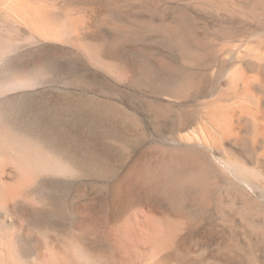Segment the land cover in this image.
<instances>
[{
	"label": "rangeland",
	"instance_id": "374dc122",
	"mask_svg": "<svg viewBox=\"0 0 264 264\" xmlns=\"http://www.w3.org/2000/svg\"><path fill=\"white\" fill-rule=\"evenodd\" d=\"M57 8L94 49L24 42L0 66L1 75L37 79L10 93L18 121L83 172L47 180L64 212L41 221L66 226V203L103 222L108 184L120 176L133 191L112 205V222L139 206L182 224L157 264H264V0H57ZM186 161L207 167L205 176H186Z\"/></svg>",
	"mask_w": 264,
	"mask_h": 264
},
{
	"label": "bare ground",
	"instance_id": "6f19581e",
	"mask_svg": "<svg viewBox=\"0 0 264 264\" xmlns=\"http://www.w3.org/2000/svg\"><path fill=\"white\" fill-rule=\"evenodd\" d=\"M76 25L72 15L63 20L57 0H0V66L24 42L69 43L82 51L85 42L84 45L81 39L73 37ZM87 56L95 58L93 51ZM101 64L110 68L107 61ZM260 67L263 70L264 64L260 63ZM18 75L21 73L13 76L0 73V264H157L160 252L171 245L182 224L153 207L139 206L123 216L117 215L112 222V205L122 202L133 191L120 176L108 184L111 207L107 222L102 218L103 226L102 221L96 220L102 215L99 218V214L94 215L92 220L88 211L72 212L66 203L65 213L71 216L66 226L41 221L47 213L61 217L64 212L63 203L59 204L47 193V180L73 178L83 172L74 159L18 121V110L10 104V93L38 84L35 78ZM183 164L187 166L186 176L193 180L207 173V167L196 166L197 163ZM227 166L232 171L231 165ZM98 239L106 241L110 250H99Z\"/></svg>",
	"mask_w": 264,
	"mask_h": 264
}]
</instances>
